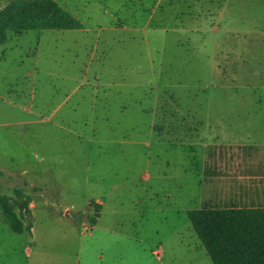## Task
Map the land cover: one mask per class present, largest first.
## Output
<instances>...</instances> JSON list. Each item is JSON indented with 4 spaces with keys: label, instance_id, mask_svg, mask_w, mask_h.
Segmentation results:
<instances>
[{
    "label": "rangeland",
    "instance_id": "374dc122",
    "mask_svg": "<svg viewBox=\"0 0 264 264\" xmlns=\"http://www.w3.org/2000/svg\"><path fill=\"white\" fill-rule=\"evenodd\" d=\"M53 1L80 30L0 46V264H213L187 212L232 202L213 156L264 171V0Z\"/></svg>",
    "mask_w": 264,
    "mask_h": 264
},
{
    "label": "trees",
    "instance_id": "16d2710c",
    "mask_svg": "<svg viewBox=\"0 0 264 264\" xmlns=\"http://www.w3.org/2000/svg\"><path fill=\"white\" fill-rule=\"evenodd\" d=\"M80 29V22L53 0H16L0 10V46L8 33ZM0 209L10 230L22 233L24 225L5 196ZM187 218L213 264H264V208H203L188 211Z\"/></svg>",
    "mask_w": 264,
    "mask_h": 264
},
{
    "label": "crops",
    "instance_id": "0c3cea01",
    "mask_svg": "<svg viewBox=\"0 0 264 264\" xmlns=\"http://www.w3.org/2000/svg\"><path fill=\"white\" fill-rule=\"evenodd\" d=\"M238 147L240 146H236V148ZM254 165L256 163L251 162L249 158L244 157L237 151H229L224 155L219 154L212 157L211 184L217 185L214 198L228 202L232 201L223 205V207L264 208V171L254 174L252 169ZM262 165L259 163L256 168L259 169V166ZM255 181L257 183L254 184ZM31 206H27L29 212L33 208ZM96 206L100 207V203L97 201L94 206L89 205L88 210L93 213V208ZM96 217L94 218L95 222Z\"/></svg>",
    "mask_w": 264,
    "mask_h": 264
}]
</instances>
